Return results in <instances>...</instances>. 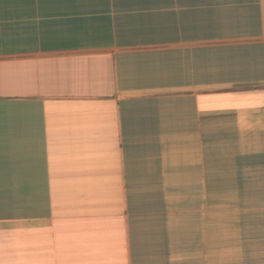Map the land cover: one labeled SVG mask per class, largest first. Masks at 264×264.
I'll use <instances>...</instances> for the list:
<instances>
[{
  "label": "crops",
  "instance_id": "obj_1",
  "mask_svg": "<svg viewBox=\"0 0 264 264\" xmlns=\"http://www.w3.org/2000/svg\"><path fill=\"white\" fill-rule=\"evenodd\" d=\"M0 264H264V0H0Z\"/></svg>",
  "mask_w": 264,
  "mask_h": 264
}]
</instances>
